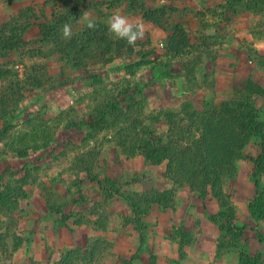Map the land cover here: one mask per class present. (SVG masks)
<instances>
[{"label": "rangeland", "instance_id": "rangeland-1", "mask_svg": "<svg viewBox=\"0 0 264 264\" xmlns=\"http://www.w3.org/2000/svg\"><path fill=\"white\" fill-rule=\"evenodd\" d=\"M143 6L157 15L173 10L171 23L182 24L189 37L183 54L166 53L167 33L145 19ZM67 8L82 10L71 24L73 34L87 29V13L106 38L91 41L82 52L69 46L61 52L42 42L38 26H32L25 43L10 54L11 63L0 67L4 72L12 68L14 79L22 82L21 89L11 78L0 82V96L10 90L20 98L16 113L22 110L0 136V187L22 191L17 210L12 207L14 220L0 210V221L7 220L0 233L9 226L24 240L9 255L13 240L5 237L0 264H58L75 247L80 255H72L74 264H151L152 258L156 264H241L243 255L258 254L264 264L258 237L264 236V216L254 214L264 209V138L250 139L223 181L233 207L230 219L242 228L241 235L228 231L226 217L213 219L224 211L214 197L202 199L187 187H175L164 176L166 163L148 164L140 154L129 158L114 141L116 128L128 118L145 120L160 109L197 114L248 97L252 67L264 70V7L250 12L238 6L233 12L226 0H0V27L36 24ZM114 13L143 22V38L129 45L109 33ZM229 60L250 76L244 81L237 72L235 80H228L223 62ZM175 73L180 75L175 81L165 77ZM250 96L264 122V97ZM98 106L118 110L107 113L100 129H91L88 122ZM33 124L45 128L36 139L30 135ZM44 134H51V141ZM23 139L39 149L17 156L10 146ZM89 151L99 152L91 176L78 165ZM96 176L116 181V193L90 179ZM152 189L172 191V205H155L138 225L126 198ZM96 224L105 227L96 229Z\"/></svg>", "mask_w": 264, "mask_h": 264}, {"label": "trees", "instance_id": "trees-1", "mask_svg": "<svg viewBox=\"0 0 264 264\" xmlns=\"http://www.w3.org/2000/svg\"><path fill=\"white\" fill-rule=\"evenodd\" d=\"M226 4L233 12H237L238 6H243L242 9L250 12H259V8L264 7V0H226ZM142 10L146 11V7L143 6ZM167 11L164 8V13L161 12L159 15H157L159 11H146L145 19L160 26L167 33L165 40L166 53L181 55L184 52L183 49L189 45V37L182 24L171 23V17L168 15L169 11L173 10L168 9ZM52 15V18H46L42 22H36V24L29 22L25 25L11 24L8 28L5 26L0 27V57L8 59L0 67L11 63V60H9L10 54L25 43L24 36L34 25L39 27L40 40L53 43L61 52H64L67 46L82 52L86 48V44L88 45L91 41L106 38L105 33L87 27L80 34L72 33L71 38L66 39L62 35V26L66 23L69 25L76 23L82 16V10L67 8L62 13L56 12ZM87 39H89V42H87ZM16 75L17 72L13 71L12 68L6 72L1 70L0 80L4 81L8 78L15 80ZM179 76L178 73H175L168 74L165 77L175 81ZM15 81V86L20 88L22 82L18 79ZM246 87L249 92L248 97H239L234 101L227 102L218 110L206 109L197 114L187 111L182 115L180 111L160 109L159 114L151 115L145 120L141 118H135L132 121H129L130 118L125 119L116 128L114 134L116 145L127 157L132 158L140 154L148 164L161 165L166 163L164 176L170 179L175 187H187L196 192L198 197L202 199L208 196L214 197L220 207L224 208V211L221 210L219 215L212 216L213 219L226 217L227 222L229 221L228 231H232L237 235L238 233L241 235L243 230L231 222L233 207L224 191L223 181L225 176L232 171L235 160L242 155V151L250 139L253 136L264 138V122L260 119L261 111L250 96L251 94H257L264 97V87L256 84L253 79L248 80ZM7 90L4 89V94L0 96V122H4L0 128V136L2 132H7L12 127L10 119L17 117L22 112V110H19L16 113L20 98L18 99L16 94H11L10 90ZM17 92L19 91L17 90ZM116 109L114 107L112 110L115 111ZM111 111L107 107L98 106L96 113L91 116V120L88 122L90 128L100 129V123ZM146 120L149 121V124L146 123ZM158 124L167 125V130L161 131L157 126ZM37 126L30 133L34 139L38 136V131L45 133L44 126L35 129ZM52 138L51 134L43 135V139L51 141ZM2 141L0 138V143ZM31 143L29 139L19 140L17 144L10 146V150L19 157H26L31 150L39 149L38 143L35 146H32ZM98 153L96 151L85 152L78 161L81 168L79 171H84L88 176H91ZM90 179L96 181L102 189L116 193L113 188L116 181L99 176ZM105 183L110 184L105 186ZM259 185V180L256 179V186L259 187ZM21 193L22 191L20 193L14 192L12 186L4 187L3 190L0 187V210L7 211H5L7 218L10 217L14 220L13 214L15 215V210H17ZM172 195V191L152 189L144 193L134 194L131 197L127 196L126 199L133 211V222L142 225V216L148 214L155 205L163 208L172 205ZM13 206L16 207L15 210L12 208ZM250 207L253 209L254 202L250 203ZM258 208L254 214L263 217L264 209ZM57 209L59 210V208ZM64 217L67 218L68 216L65 215ZM6 221V219L0 221V230L7 224ZM94 226L96 229L105 227L102 224ZM10 229L9 226H5L6 231L0 233V242H3L5 237L12 238L11 253L9 254L12 255L23 245L24 240L16 233L9 232ZM258 235L259 241L264 247V236L261 233ZM2 247H6L4 243ZM79 252L80 248L76 247L67 250V253L63 255L58 264H74L72 255H80ZM4 257L1 252L0 263L4 261ZM241 260V264H261L263 262L261 254L254 257L243 255ZM94 261L91 257L90 263ZM151 264H156L154 258H152Z\"/></svg>", "mask_w": 264, "mask_h": 264}, {"label": "clouds", "instance_id": "clouds-1", "mask_svg": "<svg viewBox=\"0 0 264 264\" xmlns=\"http://www.w3.org/2000/svg\"><path fill=\"white\" fill-rule=\"evenodd\" d=\"M84 19L87 21V27L94 29L96 24L93 20L89 19L88 14L85 13ZM108 31L118 39L126 40L129 45H134L138 39L144 36L143 22H131L127 16L119 13H114L108 20ZM62 35L66 39L72 36V28L69 24L62 26Z\"/></svg>", "mask_w": 264, "mask_h": 264}, {"label": "crops", "instance_id": "crops-1", "mask_svg": "<svg viewBox=\"0 0 264 264\" xmlns=\"http://www.w3.org/2000/svg\"><path fill=\"white\" fill-rule=\"evenodd\" d=\"M34 26H37V25H34ZM2 60H3V58L0 57V64L3 62ZM250 62H253V60H250ZM223 63H224L223 68H225L226 73H228L227 74V79L230 80V81L235 80L238 70L231 66L230 60L227 61V62L224 61ZM263 71L264 70L260 66L257 67L255 65V66L252 67V72H254V75H251V76L249 75V76L252 77L253 80H255L256 82H258L260 85H262L264 87V79L262 78ZM238 73H239L240 76H245L244 81L246 80V77H249L247 74H245V72H244V74L241 73V72H238ZM240 78H242V81H243V77H240ZM0 82H1V80H0ZM171 186H172V184H171ZM72 244L73 243H71L70 245H72Z\"/></svg>", "mask_w": 264, "mask_h": 264}]
</instances>
